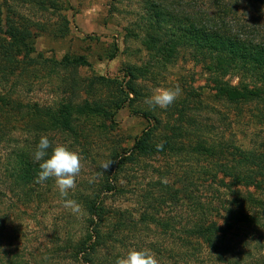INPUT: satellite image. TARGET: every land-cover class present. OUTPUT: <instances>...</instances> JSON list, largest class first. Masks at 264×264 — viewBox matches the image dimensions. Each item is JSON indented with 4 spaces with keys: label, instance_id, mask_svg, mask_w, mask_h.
I'll return each instance as SVG.
<instances>
[{
    "label": "rangeland",
    "instance_id": "374dc122",
    "mask_svg": "<svg viewBox=\"0 0 264 264\" xmlns=\"http://www.w3.org/2000/svg\"><path fill=\"white\" fill-rule=\"evenodd\" d=\"M149 1L157 0H0L1 19L6 24L16 22L29 25L37 49L36 54L43 55V58L39 59L34 54L26 62L15 63L8 71L9 85L4 86L3 82H0V89L4 87V91H8L10 88L13 90V97L23 99L26 104L46 107L67 99L71 93L68 87H73V84L76 89L74 102L80 104L86 99L91 102L97 100L102 103L104 109L115 114L113 120L105 116L80 118L78 135L62 134L55 129L44 132L53 146L64 144L78 152L81 157L82 169L76 177V187L69 191L68 198L80 205V199L87 195L93 199L104 200L111 217L107 228L115 229L114 232L121 213L125 214L123 219L132 218L135 221L141 219L143 212L155 214L157 217L178 215L185 218V222L187 217L192 220L193 212L187 206L177 207L170 203L172 200L166 192L168 189L163 187L162 183L172 184L177 189L193 183L192 195L203 199L205 204L210 203L208 213L219 205V200L226 196L227 199L233 197L232 192L218 187L220 178L210 183V178L205 176V171L211 168L209 161L217 165L212 170L213 173L219 170L221 177L223 169H227L222 168V159L215 156L213 159L209 157L210 160L207 161L203 157L199 163L191 165L187 161L191 157L187 150L190 151L191 148L188 145L189 140L185 137L183 141L187 146L180 144L181 149L178 146L173 152L156 151L128 159L118 178L112 174V169L118 170L113 167L117 159L119 161L122 157L129 156L136 139L149 130L147 127L150 122L146 114L152 113L164 119L166 117L164 109H153L145 103L155 88L179 86L183 90V100H186L187 91L192 87L201 97L203 104L209 105L208 111L217 105L215 111L224 110L223 103L213 92L206 88L199 89L205 85L206 76L203 67L196 64L189 54H181L176 63L165 67L153 63L152 55L146 50L138 28L140 16ZM168 1L174 4L181 2L183 7H188L193 0ZM196 3L201 4L200 1ZM254 12H244L241 8V15L246 16L248 20L256 15ZM245 13L247 15H244ZM39 24L45 28L40 30ZM66 25L69 32L65 36L58 35L56 27L62 26L64 32ZM116 43L119 46L118 51L115 48ZM114 52L117 55L112 58ZM66 54L85 56L90 66L80 67L75 73L59 68L54 60H60ZM22 56H18L16 60L21 61ZM127 65L143 70L142 76L139 73V79L134 84L137 95L127 88L128 78H124ZM146 69H149V72ZM127 92L131 93L132 100L126 98ZM117 104L122 105L120 109H117ZM205 111L202 110L204 119L210 115L217 117L213 114L214 111ZM42 118L26 115L24 118L19 117L20 120H11L10 135L13 140L17 139L24 145L26 140H29L27 146L35 149L37 144L34 133L42 128L47 129L45 119ZM212 121L208 120L210 124H214ZM215 127V135L222 137L219 132H222L226 125L222 123L220 116L217 117ZM230 128L235 130L236 126L228 129ZM229 130H225L227 139L233 138L234 132ZM163 135L164 132L159 127L155 132L156 140L164 142ZM250 141L247 139V142ZM15 146L19 147V143H15ZM5 152L7 153L5 146H0V264H89L74 258V254L69 250L72 239L78 241L86 230L84 207L81 205L82 211L78 215L65 209L52 179L43 183L32 180L30 188L26 189L13 184V179L7 177L2 169ZM229 159L233 157L230 156ZM107 161L114 162L104 171L101 164ZM234 165L230 164L231 167ZM189 166L194 168L192 177L195 178L192 182L188 180ZM230 171L237 172L234 169ZM225 180L227 183H233L234 177L229 175ZM250 191L256 192L253 188ZM257 193L264 199V191ZM160 197H163L161 201H171L169 204H156L153 208L150 202H158ZM184 200L190 201V194H185ZM214 217L212 215L210 218ZM225 217L223 212L217 219L220 223H225ZM197 219L201 217L194 218L193 221ZM170 233L171 231L165 233L151 223L131 228L122 227L120 233L115 236L114 245L103 248L94 264H115L119 257L132 248L150 249L159 264H173L174 243ZM224 238L221 245L226 247L236 243L235 251L256 253L257 257L259 251H262L260 246H264V227L238 224L227 230ZM194 241L195 244L198 243ZM203 247L206 249L205 245ZM155 248L161 250L156 252ZM187 251L189 252V247L186 245L175 250L177 253H183V256L179 257L182 264L194 263L188 254L184 255ZM235 260L240 261L237 257Z\"/></svg>",
    "mask_w": 264,
    "mask_h": 264
},
{
    "label": "trees",
    "instance_id": "16d2710c",
    "mask_svg": "<svg viewBox=\"0 0 264 264\" xmlns=\"http://www.w3.org/2000/svg\"><path fill=\"white\" fill-rule=\"evenodd\" d=\"M196 1H200L201 4H197ZM145 8L138 23L139 36L146 50L152 55L153 63L165 67L176 63L181 54H189L196 64L203 67L206 76L205 85L199 89L206 88L213 92L223 103L224 110L215 111L217 105L208 111L209 105L203 104L201 97L191 87V90L187 91L186 100L180 95L172 105L164 109L165 119L152 113L146 114L150 122L147 127L149 130L136 139L129 156L122 157L119 161L117 159L113 167H117L118 170L112 169V174L118 178L128 159L155 153L156 145L160 143L155 138V132L160 127L164 132V146L163 150L157 152H173L178 146L180 149L181 146H187L183 141L185 137L189 140L187 144L191 148L190 151L187 150L191 154L187 159L191 165L199 163L203 157L208 161L209 157L213 159L219 156L224 162L221 164L222 168H227L223 169V175L220 177L219 170L213 173L212 168L216 164L208 161L211 168L205 171V176L210 178V183L220 178L218 187L232 192L233 197L227 199L226 196L219 200V205L208 213L210 203L205 204L203 199L192 195L193 183L178 189L172 184L162 183L171 197L172 202L171 200L169 202L177 207L187 206L193 212L192 220L187 217L185 222V218L178 215L157 217L155 214L143 212L141 219L135 221L132 218L123 219L122 216L125 214L121 213L114 232L115 229L107 228L111 217L104 200L93 199L87 195L80 199L86 211V230L78 241L72 239L69 250L74 254V258L94 264L103 248L114 245L115 236L120 233L122 227L131 228L151 223L165 233L171 231L170 236L174 243L173 264H182L179 257L181 258L183 253H177L175 250L178 247L184 248L185 245L189 247V252H184V255L188 254L194 260V263L189 264H264L263 245L260 246L262 251H259L257 257L256 253L235 251L236 243L226 247L221 245L225 240V232L233 229L235 225L264 227L262 226L264 199L257 193L264 191V0H193L188 7H183L181 2L174 4L168 0H157L147 2ZM241 8L244 12L256 10L254 12L256 15L248 20L246 16L241 15ZM39 28L42 30L45 27L39 24ZM56 30L60 36H65L69 32L67 25L64 32L62 26L56 27ZM129 32L131 33L132 29ZM115 48L118 51L117 43ZM36 53L29 25L16 22L6 24L0 17V64H2L0 82H3L4 86L9 85L10 68L15 63L26 62ZM17 54L23 55L19 62L16 60ZM36 55L39 59L43 58L41 53ZM116 55L114 52L112 58ZM54 62L59 68L72 73L80 67L90 66L85 56L70 54ZM146 71L149 72V69ZM139 73L142 76V68L127 65L124 78H128L127 88L135 95L138 91L134 84L139 79ZM72 86L68 87L71 93L67 99L46 107L26 104L23 99L13 97V90L10 88L8 91H4V87L0 89V146H5L7 150L1 165L7 177H11L13 184H17L19 188H30L32 180H36L39 165L33 162L32 153L35 149L27 146L29 140H26L24 145L11 137V120H20L19 117L24 118L26 115L34 118L43 117L47 129L42 128L34 133L36 144L41 133L44 135L46 130L55 129L62 134L78 135L79 119L83 117L105 116L113 120L114 112L104 109L102 103L97 100L91 102L86 99L80 104L74 102L76 89L73 84ZM130 92L125 95L127 99L132 100ZM120 106L122 105L117 104V109H120ZM204 109L207 113L214 111L213 114L221 117L222 123L226 125V128L219 132L222 137L215 135L217 117L210 115L204 119L202 116ZM211 119L214 124L208 122ZM234 126L235 130L228 129ZM225 130L234 132L233 138L227 139ZM247 139L251 141L247 142ZM15 143H19V147H14ZM230 156L233 159H229ZM231 163L235 164L234 167L230 166ZM232 169L237 172L230 171ZM187 173L190 174L188 180H194L195 177H192L194 168L189 166ZM229 175L234 177L233 183L226 182V176ZM244 188L246 191H243ZM252 188L256 190L255 193L250 191ZM185 194H190V201L184 200ZM161 199L163 197H160L158 202L151 201L150 205L155 208L156 204H169L168 201ZM223 212L226 222L220 223L217 218ZM212 215L215 216L214 219L210 218ZM197 217L201 219L193 221ZM194 240L198 243L195 244ZM154 250L158 252L161 249ZM235 257L240 261H236Z\"/></svg>",
    "mask_w": 264,
    "mask_h": 264
},
{
    "label": "clouds",
    "instance_id": "9594fccd",
    "mask_svg": "<svg viewBox=\"0 0 264 264\" xmlns=\"http://www.w3.org/2000/svg\"><path fill=\"white\" fill-rule=\"evenodd\" d=\"M182 94L179 86L175 88H155L152 95L146 98L145 103L151 108L167 109ZM164 142L156 145L157 151L163 150ZM51 149V152H49ZM34 163L39 165L36 183H43L48 179L55 182V186L62 198L63 207L71 211L72 214L81 213V205L68 198L69 191L76 187V177L82 169L81 157L78 152L71 150L64 144L52 142L46 135H42L32 153ZM114 161H107L101 164V168L107 171ZM115 264H159L155 254L150 249L132 248L119 257Z\"/></svg>",
    "mask_w": 264,
    "mask_h": 264
}]
</instances>
